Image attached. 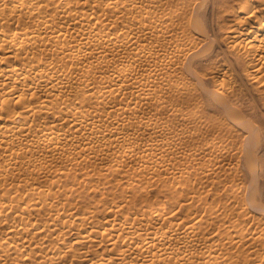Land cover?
Listing matches in <instances>:
<instances>
[{"label":"bare ground","instance_id":"bare-ground-1","mask_svg":"<svg viewBox=\"0 0 264 264\" xmlns=\"http://www.w3.org/2000/svg\"><path fill=\"white\" fill-rule=\"evenodd\" d=\"M209 41L216 47L205 48ZM217 57L228 67L212 66ZM207 68L220 77L213 88L205 78ZM193 78H201V94ZM246 81L262 91L261 105L256 98L241 100ZM207 98L215 104L205 105ZM192 106L193 112L186 113ZM210 113L217 114L212 131L228 128L232 121L263 126L264 0H216L201 2V7L195 0H0V149L9 151L5 167L28 152L84 168L92 158L113 156L109 174L99 175L107 179L127 164L123 162L134 161L137 167L126 169L122 193L130 181L150 177L158 194L167 192L176 210L192 216L193 204L201 203V186L190 182L170 188L168 179L176 173L190 177L200 147L193 144L201 139L202 118ZM145 132L152 135L149 142L141 140ZM164 136L172 141L163 142ZM178 154L186 155L188 164ZM27 162H20L18 176L27 173ZM162 171L167 177L159 178ZM33 174L31 170L21 187L36 178ZM199 175L195 172L192 179ZM146 189L133 193L144 200ZM27 191L33 202L24 211L53 207L36 200L37 188ZM12 201L0 204V218L6 208H19V201ZM60 210L64 206L48 215L51 224L9 222L0 237V264L21 263L20 257L35 251L49 264L69 255L82 257L85 264H197L206 252L201 217L179 220L175 216L181 214L159 204L129 205L126 213L109 209L99 223L96 217L103 210L67 215L58 224ZM249 234L252 242L264 243L263 230ZM38 239L49 243L30 246ZM18 245L20 255L11 257L9 247ZM93 246L103 252L91 257L86 249ZM262 253L257 264H264V249ZM211 254L210 248L207 256Z\"/></svg>","mask_w":264,"mask_h":264},{"label":"rangeland","instance_id":"rangeland-1","mask_svg":"<svg viewBox=\"0 0 264 264\" xmlns=\"http://www.w3.org/2000/svg\"><path fill=\"white\" fill-rule=\"evenodd\" d=\"M212 1L216 0H195L196 3H199V7H201V2L210 5ZM225 1L234 3L239 0ZM204 8L205 5L202 6L203 10ZM203 39L207 41L208 36L206 35V38L203 37ZM197 42L201 41L197 38ZM209 46L211 48L216 47L215 43L211 41L208 42L205 48ZM211 54H213V51ZM212 66L224 69L228 67V64L221 57H217L214 59ZM205 73L208 86L213 88L220 78L219 75L211 73L209 68L206 69ZM235 77H237L236 74ZM236 79L237 84L240 85L239 79ZM192 81L198 82L197 89L201 94V83H199L201 78H193ZM246 83L247 85L241 87L243 89L242 93H244L241 100L246 103L252 97L253 99L256 98L261 105L262 100L259 95L262 91L256 87L250 88L247 81ZM204 104H215V100L207 98ZM193 107L186 113H192ZM216 115V113H210L204 116L206 119L202 118V122L206 123V127L201 132V139L193 144L194 147L200 144V147L194 151L195 154H198V159L193 164L194 167L191 170L190 177L181 178L176 173L175 178L168 179L170 188L177 187L179 183L184 187L190 182H193L195 187L201 186L198 189L201 194V203L193 204L194 208L192 209L195 214L192 216L183 208L176 210L177 206L168 197L167 192L158 194L156 184L150 177L148 180L130 181L129 187H125L122 193L120 189L126 180L124 177L125 171L128 166L137 167L134 161L123 162L127 164L121 167L117 174L115 172L111 173L108 176L109 179H104L103 176L100 177L99 175L109 174L111 160L114 159L113 156L92 158L91 160L94 162L84 168L80 166L73 167L71 162L66 160H52L42 152H28L24 156L19 155L15 162L5 167L9 151L0 149V170H2V174H0V204H8L9 199L13 200V204L19 201V208H6L2 212L0 237L6 235L7 224L12 220L28 223L29 226L51 224L48 215L62 206H64L65 211L60 210L61 215L56 219L58 224H61L67 215L76 216L86 213V211H93L96 214L98 210H103V214L99 215L98 218L96 217V221L99 223L105 219L103 218L104 211L109 209H113L117 213H126L129 205L159 204L160 207L181 214L175 216L179 220L185 221L196 216L201 217L198 224H200L201 230V243L206 247V252L201 253V260H197V264L200 261L201 264H257L258 259L263 255L264 243L263 240L256 243L252 242L249 233L253 232L255 228L264 231V122L263 126L256 125V127L254 123L232 121L228 122V128L212 131L210 128L212 125L211 119ZM193 128L198 129V126ZM141 138L143 142H149L152 135L145 132ZM186 140L189 143L192 142L188 137ZM162 141L171 142L172 139L164 136ZM208 141L210 144H207ZM178 155L182 157V164H188L189 158L186 155ZM28 159L32 161L28 163ZM22 160L28 163V171L26 174L18 176L17 173H19V165ZM31 170L36 178L28 179V185L21 187L22 180L31 177ZM174 171L178 172V169ZM200 171L201 175L197 176L195 180L192 179V175ZM162 172L159 178L167 177L168 174ZM53 181L57 182L53 184ZM80 183H86L85 188H79ZM33 187L37 188L39 192L36 200L51 202L53 204L51 209L43 208L40 211L32 209L31 214L23 210L27 202H33V200H30L27 191V189ZM145 188L148 191L143 196L144 200H141V196L138 194L133 193L137 189L143 190ZM186 190L188 189H185L184 192ZM165 191L167 190L165 189ZM128 200L129 205H127ZM245 212L248 214L244 215ZM24 238L29 240L28 236H24ZM37 242L49 243L46 239L31 240L30 246H34ZM216 244L220 245L219 250L213 248ZM59 247L62 248V245L59 244ZM102 247L105 246L102 245ZM102 247L93 246L86 250L93 257L103 252ZM210 248L212 254L211 257H208L207 251ZM20 249L19 245L17 247L11 246L8 253L11 257L19 256ZM52 250L57 251L55 247ZM230 256H233V258H230ZM20 259L22 262L15 264H49L44 254L38 251L33 252L31 255L22 256ZM56 264L85 263L82 257L69 255L68 258Z\"/></svg>","mask_w":264,"mask_h":264}]
</instances>
